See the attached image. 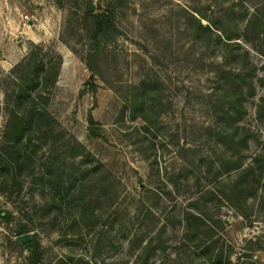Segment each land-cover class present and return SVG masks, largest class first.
I'll list each match as a JSON object with an SVG mask.
<instances>
[{"label":"rangeland","instance_id":"1","mask_svg":"<svg viewBox=\"0 0 264 264\" xmlns=\"http://www.w3.org/2000/svg\"><path fill=\"white\" fill-rule=\"evenodd\" d=\"M107 1L94 3L104 8ZM124 2L117 15L121 35L101 44L92 61L97 89L91 91L92 73L81 59L92 44L75 0H0V61L9 45L26 58L38 54L32 43L43 48L39 59L54 63L58 54L63 60L56 86L45 92L46 111L57 121L54 137L32 142L21 168L3 151L6 95L14 85L12 68L0 65V206L14 215L0 223V264H28L35 241L42 264H264V167L257 161L264 156V86L254 79L264 75V40L253 32L228 49L191 40L192 15L208 25L195 10L215 21L217 7L221 13L232 4L225 27L243 34L249 17L240 20V0ZM262 4L244 0L243 7L251 16ZM210 63L243 67V86L254 81L255 94L237 97L235 84L224 88ZM154 73L165 87L151 135L141 130V119H130L126 99L130 86ZM228 97L243 107L237 124L217 119ZM221 127L244 129L248 144L225 155L217 141ZM228 160L252 167V193L236 209L221 199L240 176L226 173ZM18 223L33 228L19 246L13 243Z\"/></svg>","mask_w":264,"mask_h":264},{"label":"trees","instance_id":"2","mask_svg":"<svg viewBox=\"0 0 264 264\" xmlns=\"http://www.w3.org/2000/svg\"><path fill=\"white\" fill-rule=\"evenodd\" d=\"M241 1L243 13L240 16V20H246L248 17L247 24L244 28L243 34L238 32L228 31L225 27L226 18L234 14L235 5L228 7V10L221 12L223 8L217 7L215 21L209 19L204 14L202 15L199 11L194 12L199 15L201 19L208 22V25H202L201 20L195 18L194 15L191 19L194 25L190 27L191 40L197 45H210L213 41L221 42L224 49L233 48L236 43L235 39L244 38L249 41L252 38L253 32L258 33V37L264 40V18L260 15L264 4L256 9L255 14L250 16L249 11L244 5V0ZM105 7H101V3H94V0H75V6L80 10V18L88 24L86 27L88 30L87 38L92 44V47L88 50L86 58L81 59L86 65L88 70L92 73L89 81L87 82V88L91 91L97 89L95 81V68L92 66V61L100 58L101 50L100 45H107L115 42L116 39L121 35L117 26V15L120 10L125 6L124 0H108L105 3ZM217 17V18H216ZM231 22V21H229ZM32 46L37 50L38 54H31L30 58L23 57V59L16 64L12 69L10 76L12 77L13 87L7 96V104L9 108V118L3 130V151L6 156H9L14 164H17L20 168L25 164L26 160L31 158V153L28 150L29 145L32 142L40 141L47 144L54 137L55 125L57 121L47 111L46 106L49 103V98L46 97L45 92L49 89L54 88L58 81V77L61 71L63 63L62 57L57 54L56 61L46 62L43 59H39L40 53L43 48L36 46L32 43ZM95 47V48H94ZM75 54L76 52L73 51ZM227 64V63H226ZM230 64V63H228ZM223 64L210 63L209 67L217 76L223 80V86L232 87L235 84V94L241 99L244 97H252L255 94V86L252 81L245 89L243 86L245 79L243 74V67H237L236 70L231 68L226 69ZM255 72L252 75L254 78ZM252 77L246 78L251 79ZM233 79V80H232ZM235 79H239L235 80ZM255 83H259L264 86V75L258 77L255 75ZM232 83L229 85V83ZM164 83L161 82L160 77L157 74L147 76L140 85L130 86V94L126 99L129 108V117L131 120L141 119L143 126L141 128L144 133L153 135L158 119L163 114V90ZM86 89L85 91H87ZM85 91H82L85 92ZM229 107L217 117L221 123H227L228 120H232L234 124H237L242 117L243 107L241 103L233 97H228ZM264 102V99H262ZM221 101L213 105V107H220ZM160 107L158 111H154L153 108ZM241 109V111H240ZM263 106L259 108V114L262 113ZM89 123L92 125L94 121L92 117H89ZM225 125V124H224ZM223 126V124L221 125ZM95 134V131H93ZM96 135V134H95ZM218 144L224 148V154L226 155L228 150L233 151L237 144L247 145L250 140L249 134L238 127H234L233 130L228 131L225 127H221V130L217 134ZM236 138H238L237 141ZM236 142V143H235ZM21 143L25 146L22 148ZM233 155V153H231ZM231 155V156H232ZM8 160V159H6ZM220 159H218L219 161ZM259 165L261 169L264 167V156H260ZM231 164L226 173L239 170L240 176L228 187V191L222 193L221 199L226 200L232 208L236 207L237 200L247 199L252 193L253 186L250 185V181L247 179L248 175L252 171V167L243 168L241 160L226 161ZM209 193L212 191L209 190ZM14 220L12 212L3 210L0 206V223L9 224ZM33 231V228L28 224L18 223L14 230L13 236L26 235ZM209 240H213L212 234L208 235ZM17 246L19 242L13 241ZM212 245H207V249H210ZM214 246V243H213ZM28 264H42L43 262V251L41 245L35 241L30 251V256L26 258ZM229 264V260L227 261Z\"/></svg>","mask_w":264,"mask_h":264},{"label":"crops","instance_id":"3","mask_svg":"<svg viewBox=\"0 0 264 264\" xmlns=\"http://www.w3.org/2000/svg\"><path fill=\"white\" fill-rule=\"evenodd\" d=\"M9 47L11 48L9 50V54L7 56L4 55L3 60L0 61V65H1V68L3 70H10L11 68H13L16 64H18L23 59V57L26 54L25 53L23 55V53L21 51H19L18 49L12 48V46H10V45H9ZM62 66H63V63H62ZM62 66H61V68H62Z\"/></svg>","mask_w":264,"mask_h":264},{"label":"water","instance_id":"4","mask_svg":"<svg viewBox=\"0 0 264 264\" xmlns=\"http://www.w3.org/2000/svg\"><path fill=\"white\" fill-rule=\"evenodd\" d=\"M100 129V127H98ZM89 131H91V127L89 128ZM31 238L30 234L22 235L17 238V242L20 244H25L29 239Z\"/></svg>","mask_w":264,"mask_h":264}]
</instances>
